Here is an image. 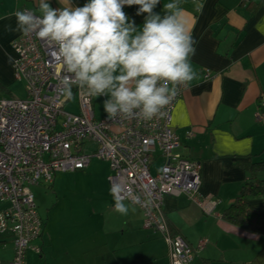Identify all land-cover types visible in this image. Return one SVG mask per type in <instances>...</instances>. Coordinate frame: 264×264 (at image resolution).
<instances>
[{
    "label": "crops",
    "instance_id": "obj_1",
    "mask_svg": "<svg viewBox=\"0 0 264 264\" xmlns=\"http://www.w3.org/2000/svg\"><path fill=\"white\" fill-rule=\"evenodd\" d=\"M49 2L62 9L82 6L87 0ZM171 2L160 0L155 11L163 17L164 6ZM242 2L180 0L183 18L196 42L190 62L197 76L175 107L171 129L179 140L180 155L200 168L198 197L202 206L197 207L184 197L165 198L162 211L171 234L180 236L191 249L206 241L204 250L193 254L191 264H264V238L247 234L221 219L245 186L264 190V125L256 122L261 112L259 103L264 99V0H253L249 5ZM199 5L203 6L202 11H197ZM137 8L125 6L124 11L139 31L144 17L136 15ZM17 11H31L39 16V0H0L3 88L14 81L12 44L23 36L7 27L16 28ZM96 99L103 102L107 97L92 98V105ZM93 111L95 118L103 117V111L98 117ZM159 160L155 157L152 164ZM108 175L107 168L101 181L108 216L101 223L102 231L91 237L90 252L100 251L102 261L106 258L103 264H170L167 246L157 234L143 230L141 209L123 203L128 208L126 215L114 210L116 202L108 191ZM247 204L251 209L264 211V196ZM43 234L42 222L41 236L31 243L24 264L29 254L33 255L31 263L34 256L40 259L44 249L50 256L51 244ZM32 249L40 253L37 255ZM12 257V253L0 256V262L8 264Z\"/></svg>",
    "mask_w": 264,
    "mask_h": 264
},
{
    "label": "built area",
    "instance_id": "obj_2",
    "mask_svg": "<svg viewBox=\"0 0 264 264\" xmlns=\"http://www.w3.org/2000/svg\"><path fill=\"white\" fill-rule=\"evenodd\" d=\"M54 50L34 33L23 34L12 44L11 69L14 80L24 84L26 99L0 101V205L5 206L0 209V239L12 240L13 257L8 264H24L31 243L41 236L42 222L30 187L50 185L56 173L82 172L92 160L108 166L107 185L113 200L119 198L141 209L143 230L157 234L167 246L170 264H191L193 254L202 252L206 241L191 249L180 236L171 234L162 211L165 198L184 197L202 206L200 168L180 155L179 140L171 129L172 114L187 87L179 88L162 117L109 120L103 110V117L97 119L92 98L77 86L71 98L59 92L60 80L68 74L54 60ZM74 98L78 113H65ZM259 109L256 122L264 125V99ZM155 157L161 158L162 168L153 177L150 166Z\"/></svg>",
    "mask_w": 264,
    "mask_h": 264
},
{
    "label": "clouds",
    "instance_id": "obj_3",
    "mask_svg": "<svg viewBox=\"0 0 264 264\" xmlns=\"http://www.w3.org/2000/svg\"><path fill=\"white\" fill-rule=\"evenodd\" d=\"M159 4L160 0H87L61 9L39 0L41 15L17 11L16 28L7 27L25 36L34 33L55 49L54 60L68 74L58 86L66 98L77 86L90 98L107 97L103 110L109 120H152L164 116L179 88L197 76L190 62L196 42L180 0L166 4L163 17L155 11ZM125 6H138L136 15L144 17L141 30ZM114 210L128 212L119 198Z\"/></svg>",
    "mask_w": 264,
    "mask_h": 264
},
{
    "label": "rangeland",
    "instance_id": "obj_4",
    "mask_svg": "<svg viewBox=\"0 0 264 264\" xmlns=\"http://www.w3.org/2000/svg\"><path fill=\"white\" fill-rule=\"evenodd\" d=\"M14 81L8 88L0 86V101L26 99L24 84ZM92 107L98 117L103 111V102L96 99ZM64 111L77 114V99L70 100ZM106 166L92 161L84 172L56 173L50 185L30 187L36 215L43 222L44 240L50 242L51 249L50 256L44 249L41 258L34 256L32 263L33 255L29 254L27 264H103L106 258L102 261L98 250L90 252V245L91 237L102 231L101 223L108 216L101 181L104 171L107 172ZM161 168L162 160L152 164L151 175H158ZM4 207L0 205V209ZM11 241L10 238L2 240L4 244L0 245V256L13 254Z\"/></svg>",
    "mask_w": 264,
    "mask_h": 264
},
{
    "label": "trees",
    "instance_id": "obj_5",
    "mask_svg": "<svg viewBox=\"0 0 264 264\" xmlns=\"http://www.w3.org/2000/svg\"><path fill=\"white\" fill-rule=\"evenodd\" d=\"M264 186V182H262ZM264 196L261 187L245 186L235 201L223 212L221 219L247 233L264 238V211L254 210L247 202L251 199Z\"/></svg>",
    "mask_w": 264,
    "mask_h": 264
}]
</instances>
